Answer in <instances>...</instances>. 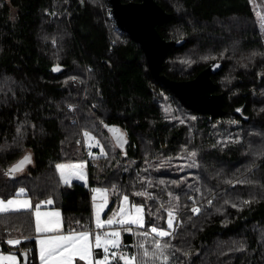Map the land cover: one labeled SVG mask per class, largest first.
Instances as JSON below:
<instances>
[{"label": "trees", "instance_id": "16d2710c", "mask_svg": "<svg viewBox=\"0 0 264 264\" xmlns=\"http://www.w3.org/2000/svg\"><path fill=\"white\" fill-rule=\"evenodd\" d=\"M156 2L171 15L161 36L184 40L162 74L191 80L221 62L212 74L219 114L188 108L153 76L109 0H0V197L24 188L34 205L61 209L63 232L85 231L92 189L107 188L111 209L123 195L144 205L145 226L125 232L121 248L141 264H163L151 254L155 234L137 233L167 229L169 209L176 235L159 239L175 245L174 264H264V26L249 0ZM105 125L120 128L124 147ZM26 154V170L6 175ZM81 162L86 178L64 184L56 166ZM37 234L34 209L0 213V250L20 264H41Z\"/></svg>", "mask_w": 264, "mask_h": 264}, {"label": "snow or ice", "instance_id": "6c2138e0", "mask_svg": "<svg viewBox=\"0 0 264 264\" xmlns=\"http://www.w3.org/2000/svg\"><path fill=\"white\" fill-rule=\"evenodd\" d=\"M70 107H72L70 105ZM239 111V109L237 110ZM195 119V117H193ZM108 127V125H105ZM19 131V129H18ZM85 136H91V133L85 131ZM93 139H95L93 137ZM126 142L123 140V137H118L117 144L120 146ZM79 143V141H77ZM99 144V141H97ZM101 147V153H104L103 146ZM106 154V153H105ZM192 157L196 156L195 151L191 153ZM30 161V154H26L19 161L13 164L8 170H6V175L14 176L16 172L23 171L24 164ZM147 163V161H145ZM196 166V165H194ZM57 169L60 171V178L64 184L68 185L71 183L72 178H79L84 180L85 174L83 172V162L79 165H64L58 164ZM163 183V181H161ZM173 183H177L173 181ZM113 190L119 191L115 184L112 185ZM24 188L18 189V194L25 193ZM93 193L100 194V203L95 204L94 207L96 209V227L101 228L103 225H123L124 231L131 232V225H136L142 228L145 224V218L143 215L144 205H136L132 204L129 209H125L123 207V203L120 205V210L118 213H114V216L109 217L107 220H101L99 213L104 209L107 203V196L104 194L107 192L106 189L101 188H93ZM142 193H136V195H141ZM151 195V194H147ZM171 195V193H169ZM97 199L96 195L93 196V200ZM178 199V197H177ZM122 200L124 202L129 200L128 195H123ZM51 203V200L47 201ZM211 203V201H209ZM31 207V203L29 199L18 200L15 198H9L5 201L3 198H0V212H6L9 210L17 211L20 209H27ZM235 207V205H234ZM194 212H198L199 208H193ZM49 215L47 213L42 214L39 210V205L36 206V231L42 232L47 231L50 227H59V220L57 219L55 223L51 221H46L44 225H41V216ZM52 215L59 216V213H54ZM119 217V218H117ZM174 213L173 210H168V219L167 225L168 228L165 229L163 227H158L154 224L150 226V233L138 232L137 235L141 237H147L150 234H155L154 242L155 249L152 251V255L156 256L159 254L161 257L163 264H174L172 256H169L167 250L170 248H175V245L170 242H161V239L164 237H174L176 235L175 228L173 226ZM90 233L88 231H83L79 233L73 234L71 231L67 235H60L56 237H46L39 240L40 243V260L41 264H79L80 261L85 262V264H120V261H123V264H141L137 259L136 254H125L120 251V237L121 232L118 230L111 231L109 233L104 234V238H102L101 234L97 232L95 234V247L100 248L103 247L104 255L101 258H96L93 253V244L90 240ZM8 244H18L19 240L9 239L7 241ZM145 243H141L138 245L143 250V256L147 257L149 255V249L145 246ZM112 249L110 250V247ZM174 255V253H173ZM185 255H190V253H185ZM78 258V260H77ZM0 261H3L4 264H18L17 257L14 255H2L0 254ZM143 264H147V261H143Z\"/></svg>", "mask_w": 264, "mask_h": 264}, {"label": "water", "instance_id": "95a60500", "mask_svg": "<svg viewBox=\"0 0 264 264\" xmlns=\"http://www.w3.org/2000/svg\"><path fill=\"white\" fill-rule=\"evenodd\" d=\"M112 14L118 28L129 33L139 41L145 51L149 68L153 76L163 81L178 98L190 109L215 116L222 111L223 96L214 93L215 83L212 74L221 68V62L213 61L202 70L195 78L186 81L172 80L162 74L163 63L171 46L184 43V40H165L157 26L170 19L167 13L156 0H141L124 2L123 0H109ZM57 66L52 67L54 73L58 72ZM117 144L118 137L125 136L117 126L107 127ZM120 146L119 144H117ZM125 142L122 146L124 147Z\"/></svg>", "mask_w": 264, "mask_h": 264}, {"label": "rangeland", "instance_id": "374dc122", "mask_svg": "<svg viewBox=\"0 0 264 264\" xmlns=\"http://www.w3.org/2000/svg\"><path fill=\"white\" fill-rule=\"evenodd\" d=\"M254 11L256 12L257 16L260 18L263 26H264V9H263V5L261 3L260 0H249ZM87 141L92 145V144H96V141L92 142L93 141V137L92 136H89V137H86ZM26 169L23 168V171H25ZM100 188V187H98ZM101 189H106L107 192L104 193L106 196H107V203H106V206L104 207V209L99 213V216H100V219L101 220H107L109 217H112L114 216V213H118L119 210H120V205L121 203H123V207L125 209H129L130 206L132 205V203L130 202V200L124 202L122 200V197L120 198L119 202L117 203V205L115 207H113L111 209V204H112V193L110 190H108L107 188H101ZM96 195L97 199L94 201L93 200V196ZM0 198H3V197H0ZM10 198H15V199H18V200H24V199H29L30 200V203H31V207L30 208H27V209H34V214L36 212V206L39 205V210L42 214L44 213H47L49 215H42L40 220H41V225H44L46 221H51L53 223H55V221L58 219L59 220V227H50L47 231H42V232H37V242H39L40 239H43V238H46V237H56V236H60V235H67L69 234V232H63L62 229H63V219H62V213H61V209L59 207H55L53 206V201L51 200V203H48L47 200L46 202H39L37 203L36 205H34L33 203V200L29 197V196H26L23 194H19V196H14V197H10ZM5 201H7L9 198H3ZM100 194L98 193H93L92 191V208H93V224H94V228L92 230H85V231H88L91 235H90V240L93 244V253H94V249H96L95 247V234L97 232H99L102 236V238H104V234L105 233H109L111 231H115V230H118L121 232V237H120V244H121V248L123 246V234L127 231H124V227L123 225H116V224H113L111 226L109 225H103L101 228H97L96 227V209L94 207L95 204H98L100 203ZM136 205H139V204H136ZM20 210H25V209H20ZM9 211H12V210H9ZM9 211H6V212H9ZM18 211V210H17ZM1 213V212H0ZM54 213H59V216H55V215H52ZM143 215H144V218H145V211L143 212ZM36 218V217H35ZM119 218V217H117ZM132 226H136V225H131ZM145 226V224H144ZM143 226V227H144ZM79 232H83V231H72L73 234L75 233H79ZM45 233V234H44ZM13 240H17V239H13ZM15 245V244H13ZM110 247V250H115V249H112V246H109ZM121 248H120V251H121ZM97 249H101L102 250V254L98 253L97 255H95L94 253V256L96 258H101L103 257L104 255V252H103V247H100V248H97ZM0 254L2 255H14L17 257V261H18V264H20V259H19V256L17 253H14V252H3L0 250ZM40 257V256H39ZM78 260V258H77ZM0 264H4L3 261H0ZM79 264H85V262L83 261H80Z\"/></svg>", "mask_w": 264, "mask_h": 264}, {"label": "crops", "instance_id": "0c3cea01", "mask_svg": "<svg viewBox=\"0 0 264 264\" xmlns=\"http://www.w3.org/2000/svg\"><path fill=\"white\" fill-rule=\"evenodd\" d=\"M18 196H19V195H18ZM44 234H45V233H44ZM36 247H37L38 254H39V256H40V243L37 242V237H36ZM40 262H41V260H40Z\"/></svg>", "mask_w": 264, "mask_h": 264}]
</instances>
